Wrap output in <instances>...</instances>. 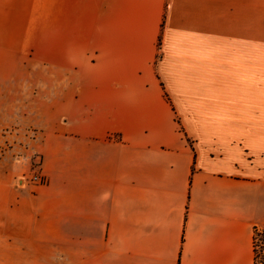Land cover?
<instances>
[{
    "label": "crops",
    "instance_id": "0c3cea01",
    "mask_svg": "<svg viewBox=\"0 0 264 264\" xmlns=\"http://www.w3.org/2000/svg\"><path fill=\"white\" fill-rule=\"evenodd\" d=\"M255 227L264 0H0V264H253Z\"/></svg>",
    "mask_w": 264,
    "mask_h": 264
},
{
    "label": "trees",
    "instance_id": "16d2710c",
    "mask_svg": "<svg viewBox=\"0 0 264 264\" xmlns=\"http://www.w3.org/2000/svg\"><path fill=\"white\" fill-rule=\"evenodd\" d=\"M253 264H264V229L255 227L253 230Z\"/></svg>",
    "mask_w": 264,
    "mask_h": 264
},
{
    "label": "rangeland",
    "instance_id": "374dc122",
    "mask_svg": "<svg viewBox=\"0 0 264 264\" xmlns=\"http://www.w3.org/2000/svg\"><path fill=\"white\" fill-rule=\"evenodd\" d=\"M39 160H41V163L38 164ZM38 172L42 174V159H41L40 156L35 155V156H33V157L31 158V170H30V173H29L27 176L21 178V181L24 182V181H25V178H26V180H28V179L31 178L33 175L38 174ZM42 175H43V174H42ZM45 178H46V177H45ZM46 182H47V178H46ZM46 182H45V183H46ZM28 183H30V180H29ZM45 183H43V184H45ZM31 184H34V183H31ZM40 185H41V184H40Z\"/></svg>",
    "mask_w": 264,
    "mask_h": 264
},
{
    "label": "built area",
    "instance_id": "2783aa9c",
    "mask_svg": "<svg viewBox=\"0 0 264 264\" xmlns=\"http://www.w3.org/2000/svg\"><path fill=\"white\" fill-rule=\"evenodd\" d=\"M41 163V160H39L38 164ZM30 180V183H34V184H37V185H40V184H43L46 182V178L44 175H42L41 173L38 172V174L36 175H33L31 178H29L28 180H26L25 178V181L26 182H29ZM23 182V181H22Z\"/></svg>",
    "mask_w": 264,
    "mask_h": 264
}]
</instances>
